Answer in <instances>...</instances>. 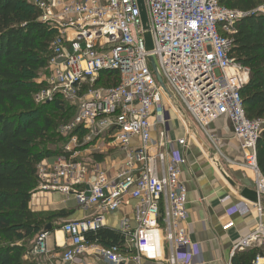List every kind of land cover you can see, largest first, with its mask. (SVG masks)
<instances>
[{
    "label": "built area",
    "instance_id": "2783aa9c",
    "mask_svg": "<svg viewBox=\"0 0 264 264\" xmlns=\"http://www.w3.org/2000/svg\"><path fill=\"white\" fill-rule=\"evenodd\" d=\"M39 21L57 34L50 45L47 76L39 82L37 104L61 95L75 115L59 126L67 141L62 154L41 162L33 197L44 193L73 196L86 216L64 221L62 264H82L96 248L107 264H142V260L194 264L200 248L192 239L188 188L182 180L186 162L182 148L196 141L194 127L218 148L220 138L210 126L228 118L240 142L244 162L257 180L259 199L251 202L264 217V177L257 163V142L264 118L246 115L242 87L250 69L230 55L237 21L246 14L220 0H144L148 28L137 0H34ZM150 32L153 50L146 49ZM155 56L161 84L150 57ZM103 73H115L108 86ZM115 80V82H114ZM185 129L170 133L172 119ZM104 145L123 154L122 168L111 175L98 156ZM135 201L133 221L124 217L118 229L121 248L92 245L85 234L107 227V218ZM248 210L247 203L236 206ZM49 230L41 232L29 254H49ZM264 250V224L235 248ZM253 264H264L258 255Z\"/></svg>",
    "mask_w": 264,
    "mask_h": 264
},
{
    "label": "trees",
    "instance_id": "16d2710c",
    "mask_svg": "<svg viewBox=\"0 0 264 264\" xmlns=\"http://www.w3.org/2000/svg\"><path fill=\"white\" fill-rule=\"evenodd\" d=\"M220 3L246 14L236 23L230 55L250 69L241 89L247 117L264 118V0ZM40 13L30 0H0V264H40L29 256L37 236L61 227L43 225L29 205L39 183V164L62 154L67 138L58 128L76 113L59 94L49 103L35 102L36 93L46 86L35 75L47 71L50 45L57 34L38 20ZM104 74L109 79L101 78V85L117 78L115 73ZM257 163L264 177V130L257 142ZM70 214L59 210L51 218ZM85 236L91 243L125 248V237L118 230L103 227ZM258 255H264L259 246L236 250L232 264H253Z\"/></svg>",
    "mask_w": 264,
    "mask_h": 264
},
{
    "label": "crops",
    "instance_id": "0c3cea01",
    "mask_svg": "<svg viewBox=\"0 0 264 264\" xmlns=\"http://www.w3.org/2000/svg\"><path fill=\"white\" fill-rule=\"evenodd\" d=\"M172 123L174 129H171L173 131H170L171 135L175 138L183 137L185 134H177L179 128H184L181 122L176 120ZM210 131L219 136V146L222 149L219 154L223 152L227 157L229 164L226 166V170L238 183L239 189L257 190L255 174L240 165L244 161V156L240 142L233 136L231 121L226 117H222L211 124ZM196 138V141L192 142L188 148H182L186 162L182 166L181 175L188 188V210L193 230L192 239L200 248L199 257L194 264H232V257L237 250L235 247L256 231L261 224H264V217L260 218L255 206L241 197L222 177L216 168V159H211L214 149L208 148L203 142L206 140L207 143L212 144L210 138L202 131H200V134H196ZM97 156L101 166L111 175L121 170L123 154L119 149L104 145L103 152H100ZM53 196H55L54 198L64 197V204L69 203V205L63 206L62 210L71 212V214L60 220L67 221L81 218L89 213L78 206L73 196L61 193H42L37 195L35 200L48 199ZM241 203H247L248 210L237 211L236 206ZM134 205L135 201L131 200L129 204L124 205L116 213L109 215L107 228L118 230L122 219L126 216L130 217L132 225H135L133 221ZM63 222L59 224L62 225ZM50 232L51 235L47 240L49 254L45 259L52 264H62L61 258L65 251L66 237L61 229ZM92 245L102 244L94 242ZM82 264L107 263L97 253L96 248H93L83 255ZM130 264L136 263L132 262ZM142 264L169 263L144 259Z\"/></svg>",
    "mask_w": 264,
    "mask_h": 264
},
{
    "label": "rangeland",
    "instance_id": "374dc122",
    "mask_svg": "<svg viewBox=\"0 0 264 264\" xmlns=\"http://www.w3.org/2000/svg\"><path fill=\"white\" fill-rule=\"evenodd\" d=\"M32 3H34V0H30ZM47 71H40V73L36 74V80L37 81H40L42 78H45L47 75ZM177 119L173 117L172 121H171V126H170V131L173 132L171 129H174V125H173V121H176ZM181 127V126H180ZM178 128V127H177ZM183 129V130H182ZM196 133L200 134V130L196 127H194ZM170 132V133H171ZM177 134L178 135H182V134H185V129L181 127V129L179 128L178 131H177ZM204 144L208 147V148H213L214 151L212 152V156H211V159L215 156H217L221 163L223 164V166L226 168V166L229 164L228 161H227V157L223 154H219L221 153L220 150H222L219 146V150L218 148H216L213 144H211L210 142L207 143L206 140L203 141ZM212 151V150H211ZM243 154V153H242ZM244 160V159H243ZM242 160V161H243ZM241 161V162H242ZM244 162V161H243ZM55 196H53L52 198H48V199H44V198H41V200H35L37 198H31V201H30V208L37 212L41 217H42V223L43 225L47 224V223H56V224H59L61 222H63L64 220H60L62 218H51L52 215H54V213H57L59 210H62V207L63 206H66V205H69V203L67 204H64V197L62 198H54ZM39 198V197H38ZM26 243H29V240L26 241ZM29 247H30V243H29ZM29 256H32L31 254ZM33 257V256H32ZM36 258V257H35ZM38 260H36L38 263L40 264H52V263H49L45 257L44 258H37Z\"/></svg>",
    "mask_w": 264,
    "mask_h": 264
},
{
    "label": "water",
    "instance_id": "95a60500",
    "mask_svg": "<svg viewBox=\"0 0 264 264\" xmlns=\"http://www.w3.org/2000/svg\"><path fill=\"white\" fill-rule=\"evenodd\" d=\"M139 8L141 10V18H142V23L144 25V28L147 29L148 28V14L146 11V7L144 4V0H137ZM145 39H146V49L148 51H152L153 50V40H152V36L150 34V32H146L145 33ZM150 61L152 63V66L154 68V70L156 71V74L158 76V79L160 80L161 84L163 85V87L165 88L164 82L159 74V68H158V62L155 56H151L150 57ZM213 160L216 159L217 160V165L216 168L218 169V171L220 172V174L222 175V177L230 184V186L235 189L239 195L241 197H243L244 199L253 202V203H257L258 199H259V194L258 191L255 189H249V188H243V189H239L238 187V183L232 178V176L228 173V171L226 170V168L223 166V164L221 163L220 159L215 156L212 158ZM262 203L264 205V197L262 198ZM237 250H241V249H237Z\"/></svg>",
    "mask_w": 264,
    "mask_h": 264
},
{
    "label": "bare ground",
    "instance_id": "6f19581e",
    "mask_svg": "<svg viewBox=\"0 0 264 264\" xmlns=\"http://www.w3.org/2000/svg\"><path fill=\"white\" fill-rule=\"evenodd\" d=\"M216 165H217V160L215 161Z\"/></svg>",
    "mask_w": 264,
    "mask_h": 264
}]
</instances>
